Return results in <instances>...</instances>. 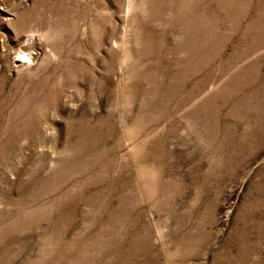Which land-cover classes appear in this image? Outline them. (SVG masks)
<instances>
[{
	"label": "rangeland",
	"instance_id": "1",
	"mask_svg": "<svg viewBox=\"0 0 264 264\" xmlns=\"http://www.w3.org/2000/svg\"><path fill=\"white\" fill-rule=\"evenodd\" d=\"M0 264H264V0H0Z\"/></svg>",
	"mask_w": 264,
	"mask_h": 264
},
{
	"label": "bare ground",
	"instance_id": "2",
	"mask_svg": "<svg viewBox=\"0 0 264 264\" xmlns=\"http://www.w3.org/2000/svg\"><path fill=\"white\" fill-rule=\"evenodd\" d=\"M23 59H26L28 56L27 55H23ZM23 59H19V61L21 62V63H26V62H29V61H27V59L26 60H23Z\"/></svg>",
	"mask_w": 264,
	"mask_h": 264
}]
</instances>
